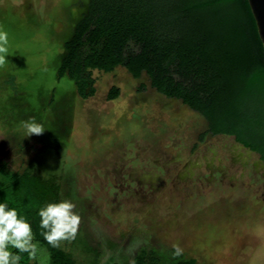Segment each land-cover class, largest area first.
<instances>
[{
    "label": "rangeland",
    "instance_id": "obj_1",
    "mask_svg": "<svg viewBox=\"0 0 264 264\" xmlns=\"http://www.w3.org/2000/svg\"><path fill=\"white\" fill-rule=\"evenodd\" d=\"M87 3L0 0V29L8 33L0 160L18 169L31 159L61 172L62 197L81 217L76 237L98 252V264H132L141 248L165 264H264V166H251L256 153L228 134L200 141L206 120L150 87L145 73L93 70L87 97L57 77L63 42ZM113 85L118 95L109 99ZM251 103L264 108V86ZM253 112L264 123V111ZM30 118L43 134L26 136ZM72 242L61 246L84 264ZM174 243L184 250L177 258ZM39 249L32 261L51 264L47 247Z\"/></svg>",
    "mask_w": 264,
    "mask_h": 264
},
{
    "label": "trees",
    "instance_id": "obj_2",
    "mask_svg": "<svg viewBox=\"0 0 264 264\" xmlns=\"http://www.w3.org/2000/svg\"><path fill=\"white\" fill-rule=\"evenodd\" d=\"M63 51L57 77L72 80L80 96L94 91L93 70L122 67L134 78L145 73L158 93L199 112L210 133L233 135L264 161V123L253 112L264 108L251 103L264 86V50L247 0H88ZM117 95L111 86L107 97ZM30 162L11 169L0 160V203L31 224L51 264H78L71 250L53 248L41 235L39 210L64 200L62 174ZM72 244L85 252L84 264L99 263L98 252L82 238ZM9 251L21 257L19 263L36 264L28 253ZM134 264L165 263L156 256L147 259L141 248Z\"/></svg>",
    "mask_w": 264,
    "mask_h": 264
},
{
    "label": "clouds",
    "instance_id": "obj_3",
    "mask_svg": "<svg viewBox=\"0 0 264 264\" xmlns=\"http://www.w3.org/2000/svg\"><path fill=\"white\" fill-rule=\"evenodd\" d=\"M8 33L0 29V67L7 62ZM26 136L41 135L45 128L37 123L35 118L23 122ZM76 205L63 200L58 203H48L42 207L38 215L40 217L41 235L53 248H60L62 242H72L76 239L81 223L80 215L75 211ZM31 224L17 211L8 208L6 203H0V264H19L21 257L9 251V246L21 253H28L35 259L39 249V242L35 241ZM172 257L183 255V248L179 243L172 245ZM134 264V261L132 262Z\"/></svg>",
    "mask_w": 264,
    "mask_h": 264
},
{
    "label": "water",
    "instance_id": "obj_4",
    "mask_svg": "<svg viewBox=\"0 0 264 264\" xmlns=\"http://www.w3.org/2000/svg\"><path fill=\"white\" fill-rule=\"evenodd\" d=\"M264 50V0H247ZM88 89V88H87Z\"/></svg>",
    "mask_w": 264,
    "mask_h": 264
},
{
    "label": "flooded vegetation",
    "instance_id": "obj_5",
    "mask_svg": "<svg viewBox=\"0 0 264 264\" xmlns=\"http://www.w3.org/2000/svg\"><path fill=\"white\" fill-rule=\"evenodd\" d=\"M189 107V106H188ZM190 108V107H189ZM192 109V108H191ZM194 110V109H193ZM199 113V112H198ZM200 114V113H199ZM201 115V114H200ZM202 116V115H201ZM203 117V116H202ZM204 118V117H203ZM205 119V118H204ZM206 120V119H205ZM207 122V121H206ZM223 135V133H217V134H212L208 131V123H207V128L204 130V131H201L199 133V139L200 141H203L204 139H206V137L208 136H215V135ZM233 136V135H232ZM234 137V136H233ZM235 140V138H234ZM236 141V140H235ZM237 143L241 144L248 152H254L258 155L257 159H256V162H252L251 166L252 167H256V165L259 167V166H264V161L263 159L260 157L259 153L256 152V151H253L251 148L243 145L242 143L236 141ZM262 168V167H261ZM259 169V168H258ZM260 170V169H259ZM261 175L264 177V169L261 171Z\"/></svg>",
    "mask_w": 264,
    "mask_h": 264
}]
</instances>
